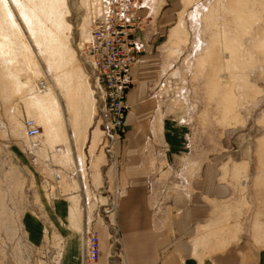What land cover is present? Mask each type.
<instances>
[{
  "label": "rangeland",
  "instance_id": "374dc122",
  "mask_svg": "<svg viewBox=\"0 0 264 264\" xmlns=\"http://www.w3.org/2000/svg\"><path fill=\"white\" fill-rule=\"evenodd\" d=\"M157 5L170 11L164 41L175 61L173 74L157 85L173 132L169 153L176 155L171 171L153 180L150 195L162 245L191 248L226 264L255 252L259 264L264 254V0H161ZM87 7V0H0V264H62L63 238L36 206L48 200L56 219L59 198L66 214L71 207L72 220L80 219L74 229L66 215V235L76 237L84 251L86 233L95 229L102 244L95 264L124 263L116 220L119 193L113 174L106 176L110 164H105L106 147L100 143L106 134L98 116L91 127L97 143L90 162L80 168L69 144V127L88 119L80 92L92 101L94 113L98 108L83 56L90 36ZM25 117L41 126L36 147L26 137ZM186 201L193 206L192 227L180 207ZM201 204L203 217L196 215ZM31 212L44 230L37 240L26 224Z\"/></svg>",
  "mask_w": 264,
  "mask_h": 264
},
{
  "label": "crops",
  "instance_id": "0c3cea01",
  "mask_svg": "<svg viewBox=\"0 0 264 264\" xmlns=\"http://www.w3.org/2000/svg\"><path fill=\"white\" fill-rule=\"evenodd\" d=\"M159 2L161 0H143L144 11L149 17L145 29L136 35L142 50L131 68L132 85L127 94L128 118L131 114V122H134L130 129L128 127L131 136L123 141L111 140L107 144L100 143L103 148L106 147L105 164H110L106 176L109 173L113 174L116 191L119 193L116 220L122 240L123 264H226L224 261L211 259L208 255L193 253L191 248L163 247L162 227L152 211L150 195L154 192L153 180L165 172H170V163L174 160L172 156L176 157L175 154L169 153L174 140L170 137L173 132L167 121L170 118L163 116L168 114L167 107L158 100L157 91L159 81L163 77H170L175 67L169 44L164 41L171 18L166 14L170 11L165 9L161 12V6L157 5ZM80 97L86 104L85 113L88 119L87 123L80 124L74 129L69 127L71 134L69 144L72 156L81 168L83 162L85 165L90 162V152L95 150L97 140L95 135L92 138L95 129L91 131V127L95 123L97 112L94 113L92 101L89 98L87 100L83 92H80ZM198 193L203 194V190ZM65 194L70 195V191L62 195ZM36 206L46 211L50 223L57 226L58 236L63 238L65 245L62 264H83L84 251L80 241L72 235H66L65 226L70 225V221L74 229H77L80 223L79 218L76 221L72 220L71 207H69V215L66 214L65 200L59 198L56 202L57 218L54 219L50 217L52 215L48 200ZM180 207L186 210V223L192 227L194 220L192 203L186 201L180 204ZM196 210V215L199 212V216L203 217L205 209L202 204ZM66 215L70 216L69 223L66 222ZM26 224L28 227L30 225V235L33 240L43 237L42 225L38 223L32 212L26 216ZM203 225L200 223V226ZM247 263H258L255 252L252 257L240 256L232 264ZM259 264H264V254Z\"/></svg>",
  "mask_w": 264,
  "mask_h": 264
},
{
  "label": "built area",
  "instance_id": "2783aa9c",
  "mask_svg": "<svg viewBox=\"0 0 264 264\" xmlns=\"http://www.w3.org/2000/svg\"><path fill=\"white\" fill-rule=\"evenodd\" d=\"M90 36L83 43L87 73L98 104L97 122L104 128V144L123 141L127 134V94L132 85L131 68L142 50L136 37L148 21L143 0H87ZM44 81L40 86L44 87ZM26 137L38 145L41 126L32 117L23 120ZM102 257L100 234L86 233L84 263Z\"/></svg>",
  "mask_w": 264,
  "mask_h": 264
},
{
  "label": "bare ground",
  "instance_id": "6f19581e",
  "mask_svg": "<svg viewBox=\"0 0 264 264\" xmlns=\"http://www.w3.org/2000/svg\"><path fill=\"white\" fill-rule=\"evenodd\" d=\"M42 88V87H41ZM47 88V85H46V83H44V87L42 88V89H46ZM25 133H26V131H25ZM41 136H42V134H41ZM42 143V142H41ZM38 151V150H37Z\"/></svg>",
  "mask_w": 264,
  "mask_h": 264
}]
</instances>
